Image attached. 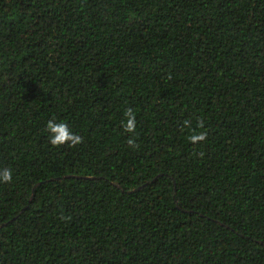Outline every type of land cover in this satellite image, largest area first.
<instances>
[{"label":"trees","instance_id":"trees-1","mask_svg":"<svg viewBox=\"0 0 264 264\" xmlns=\"http://www.w3.org/2000/svg\"><path fill=\"white\" fill-rule=\"evenodd\" d=\"M4 168L0 264H264V0H0Z\"/></svg>","mask_w":264,"mask_h":264},{"label":"clouds","instance_id":"clouds-1","mask_svg":"<svg viewBox=\"0 0 264 264\" xmlns=\"http://www.w3.org/2000/svg\"><path fill=\"white\" fill-rule=\"evenodd\" d=\"M125 120L121 122L123 131L126 133H135L136 132V118L135 113L132 108H126L124 112ZM189 129L191 134L187 137V139L195 144L198 142H202L206 138V133L203 131H196L191 129L190 125ZM46 130L50 133L49 135V143L53 147H59L67 144L69 147H75L78 144L83 142V138L73 132H71L68 128V125L65 122H57L55 117L49 119L46 122ZM197 128H203V123L198 122ZM128 144L132 147H135V141L132 138L128 139ZM12 170L10 168H4L0 170V182L2 183H10L12 181Z\"/></svg>","mask_w":264,"mask_h":264}]
</instances>
